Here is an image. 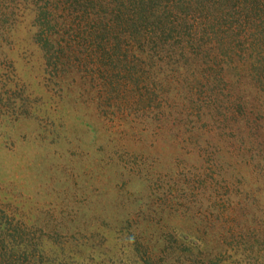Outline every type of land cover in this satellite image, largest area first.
<instances>
[{
    "label": "rangeland",
    "instance_id": "obj_1",
    "mask_svg": "<svg viewBox=\"0 0 264 264\" xmlns=\"http://www.w3.org/2000/svg\"><path fill=\"white\" fill-rule=\"evenodd\" d=\"M2 1L0 210L27 229L8 242L17 262L201 264L197 248L223 205L264 234V83L244 70L243 54H218L228 62L226 86L173 87L172 60L161 85L129 94V108L109 96L98 104L92 63L78 70L69 56L58 71L47 68L34 41V0ZM195 3L194 25L206 13ZM55 29L65 52L67 40L83 43L69 24ZM248 61L260 70L259 58ZM108 88L124 97L115 81ZM221 219L229 236L233 220ZM237 244L222 243L218 264H243L247 254V264H264L256 243L253 253Z\"/></svg>",
    "mask_w": 264,
    "mask_h": 264
},
{
    "label": "trees",
    "instance_id": "obj_2",
    "mask_svg": "<svg viewBox=\"0 0 264 264\" xmlns=\"http://www.w3.org/2000/svg\"><path fill=\"white\" fill-rule=\"evenodd\" d=\"M193 1H196L197 7L199 4L206 6V13L196 15L195 25ZM34 3V41L43 53L47 68L58 71L69 56L74 58L78 70H86V64L92 63L99 89L103 90L100 91L98 104H103L109 96L119 108H129L132 105L129 94L141 96L143 90L149 89V83L164 81L159 78H162L161 75L166 77L165 71L172 60L173 76L168 80H173V87L183 83L191 88L198 85L207 88L210 85L217 88L221 87L220 84L226 86L224 73L227 64L223 63L228 62L218 60V54L223 50L226 51L223 59L243 54L244 70L252 77L257 75L258 82L264 83V19L260 16L264 12V0H34ZM3 8L2 1L0 10ZM68 24L71 31L82 32L83 43L79 46L77 38L67 40L74 44L71 51L65 52L64 41H60L65 37L55 26L60 29ZM4 29L3 36L7 31ZM255 58L260 59V70L253 69L252 72L249 71L252 65L248 59ZM184 63H190V66L184 67ZM233 66L238 67L237 64ZM140 78L144 79L139 81ZM114 81L124 97L120 98L115 88L113 92L108 90ZM211 96L215 98L217 94ZM241 116L239 132L245 135L251 129L250 123H247L250 117L245 113ZM253 166L254 163H247L248 170ZM224 206L218 221L209 225L207 235L210 236L206 235L202 239L203 244L197 248L199 257L203 259L201 264H218L227 256V253H222V243L239 239L244 246L241 248L237 244L236 248L253 253L251 249L256 243L263 261L264 242L260 245V241L264 240L263 232L243 223L236 212ZM226 209L232 213L226 212ZM222 216L233 220V225H229V236L220 230ZM24 232H27L26 227L12 222L0 210V264H23V261H16L8 242H16L9 239L21 234L25 236ZM20 240L24 249L26 242ZM252 257L247 254L246 259L240 262L247 264ZM35 260V256H30L24 264H35Z\"/></svg>",
    "mask_w": 264,
    "mask_h": 264
}]
</instances>
